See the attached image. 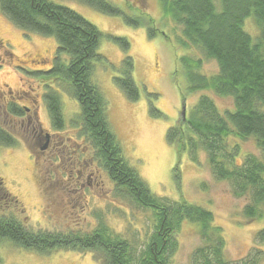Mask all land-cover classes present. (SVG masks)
Segmentation results:
<instances>
[{"label": "trees", "instance_id": "trees-1", "mask_svg": "<svg viewBox=\"0 0 264 264\" xmlns=\"http://www.w3.org/2000/svg\"><path fill=\"white\" fill-rule=\"evenodd\" d=\"M81 1L102 12L121 14L109 0ZM161 1L164 15L181 27L176 40L165 33L163 36L176 47L198 50L217 64V71L206 75L199 72L204 58L177 55L175 76L182 69L189 92L210 90L222 97H232L234 103L232 109L223 112L212 96L202 94L186 119L169 128L167 138L179 154L190 151L195 162L198 153L204 151L214 176L228 181L234 196L247 200L242 211L244 218L263 219L264 0ZM0 9L19 28L56 38L54 64L46 71H37L47 82L49 91L44 96L55 131L66 127L56 85L65 86L79 104V112L72 120L74 135L68 136L66 143L56 141L45 150L55 155L48 161L61 164L50 168L52 164L42 174L45 198L52 197L51 186L58 188L56 182L61 184L64 194L67 183L81 188L79 183L88 167H94L107 174L116 198L149 210L153 216L152 233L140 254L126 237L103 220L90 230L69 225L60 229L33 228L28 225L25 207L0 178V241L42 254L60 250L91 252L101 264H169L176 246L175 233L187 221L198 226L203 241L194 252L192 264H231L225 257L226 240L222 227L215 223L214 213L183 199L170 201L155 195L124 156L122 144L110 126L108 100L94 80L96 62L106 60L98 52L103 36L99 29L75 10L51 0H0ZM248 17L254 18L260 28L256 39L245 28ZM151 22L154 23L152 18ZM150 31L159 32L157 28ZM112 39L126 53L115 82L128 99L138 100L134 62L128 55L130 43L124 37ZM28 108L16 102L7 105L9 113L16 117H25ZM153 111L158 113L156 109ZM250 138L255 140L260 154L249 152L241 158V143ZM71 141L72 147L67 145ZM19 142L14 133L0 125V145L17 146ZM44 162L36 158L40 168ZM67 163L70 166L65 167ZM77 197H81L80 191ZM5 201L15 210L4 209ZM257 239L264 242V229L258 231ZM236 264H264V250L255 246L253 252Z\"/></svg>", "mask_w": 264, "mask_h": 264}, {"label": "rangeland", "instance_id": "rangeland-1", "mask_svg": "<svg viewBox=\"0 0 264 264\" xmlns=\"http://www.w3.org/2000/svg\"><path fill=\"white\" fill-rule=\"evenodd\" d=\"M51 1L75 10L103 34L98 52L106 60L96 62L94 80L108 100V119L122 144L124 156L147 182L152 193L170 201L183 199L211 210L215 223L223 229L225 257L231 264L245 258L255 246L264 250V242L257 239L258 231L264 229V218L252 221L244 218L242 211L247 200L234 196L230 183L214 176L204 151L198 153V162H195L190 151L179 154L167 138L169 128L181 122L184 102L187 114L202 94L212 96L223 112L234 107L232 97H222L210 90L189 92L182 69L175 76L177 55L204 58L199 72L206 75L217 71L216 62L206 59L198 50L178 48L163 36L165 33L176 40L181 27L164 15L161 0H109L120 9L119 15L102 12L81 0ZM127 18L135 22H128ZM245 22L246 30L256 39L260 28L255 19L248 17ZM151 28H157L159 32L151 34ZM112 37H124L130 43L128 55L134 62L133 77L140 91L138 100L128 99L115 82L126 53ZM0 38L4 42V46L0 42V96L7 97H0V100L3 103L12 101L14 95V102L31 108L30 118L0 115V125L20 140L17 146L0 145V178L25 207L28 225L43 229L69 225L90 230L103 220L126 237L140 254L152 233L153 216L149 210L116 198L114 185L104 171L88 167L79 183L81 188L67 183L65 194L61 184L52 179L58 188L53 184L52 197L45 198L41 180L45 170L53 164L48 160L55 155L40 150V146L45 143L47 134L52 141L65 143L68 136L74 135L72 120L79 112V104L65 86L56 85L66 127L55 131L44 96L49 91L45 86L47 82L37 75V71H46L54 64L57 49L54 36L21 29L0 9ZM36 142L40 146H36ZM73 144V141L67 143L70 147ZM241 146V158L249 152L260 154L253 138L242 141ZM36 158L45 161L44 166L40 165L42 168L36 164ZM60 165L57 161L50 168ZM67 166L70 164H65ZM88 177H91V185L87 183ZM77 188L81 193L79 198ZM3 205L10 212L15 210L7 201ZM173 240L176 246L169 264H192L195 250L203 245L198 226L184 221ZM0 264L101 263L91 252L60 250L42 254L1 240Z\"/></svg>", "mask_w": 264, "mask_h": 264}, {"label": "flooded vegetation", "instance_id": "flooded-vegetation-1", "mask_svg": "<svg viewBox=\"0 0 264 264\" xmlns=\"http://www.w3.org/2000/svg\"><path fill=\"white\" fill-rule=\"evenodd\" d=\"M0 42H1V46H4V42H3V39L2 38H0ZM13 92L12 91H10V94H12ZM0 94H2L1 92H0ZM1 97V96H0ZM12 97V101L10 100V101H6V102H2L1 100H0V115H2V116H7V115H11L10 113H9V111H8V109H7V105H8V103H10V102H14V95H12L11 96ZM2 99H7V97H5V98H3V96L1 97ZM25 107H27L28 108V106H25ZM30 108V107H29ZM27 109V111H28V113H27V115L26 116H28L29 118H30V109ZM1 116V117H2ZM11 116H13V115H11ZM14 117H16V116H14ZM13 120V119H12ZM37 137H38V139H41V135L40 134H38L37 135ZM46 138V141H45V143L42 145V146H40L39 145V143L38 142H36L35 143V145L36 146H40V150H42V151H45V150H47L48 148H50V147H52V146H54V144H55V142L54 141H52L51 140V138L49 139V144H48V147L46 148V149H42V147L46 144V142H47V137H45ZM87 183L89 184V185H91V177H88V181H87ZM83 186V185H82Z\"/></svg>", "mask_w": 264, "mask_h": 264}, {"label": "water", "instance_id": "water-1", "mask_svg": "<svg viewBox=\"0 0 264 264\" xmlns=\"http://www.w3.org/2000/svg\"><path fill=\"white\" fill-rule=\"evenodd\" d=\"M182 117H183V119H186V105H185V103H183V105H182ZM46 137H47V142H46V144L42 147V149H46V148L48 147L49 139H50V135L47 134Z\"/></svg>", "mask_w": 264, "mask_h": 264}]
</instances>
